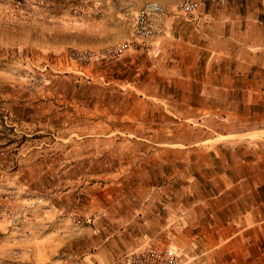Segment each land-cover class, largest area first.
I'll return each mask as SVG.
<instances>
[{"label": "crops", "instance_id": "1", "mask_svg": "<svg viewBox=\"0 0 264 264\" xmlns=\"http://www.w3.org/2000/svg\"><path fill=\"white\" fill-rule=\"evenodd\" d=\"M206 4L198 24L184 19L181 27L165 30L158 54L135 46L127 55L140 54L143 62L124 64L146 70L144 83L158 91L139 93L163 103L173 118H207V129L221 136L264 133V1ZM16 88L1 105L13 106V118L30 123L34 132L52 129L34 127L38 120H54L51 103ZM233 118H244V126L230 129ZM256 138L145 144L173 151L157 168H140L142 180L131 176L133 190L141 188L101 208L71 234L66 226L37 224L30 246L23 242L17 255L26 253L24 264H124L129 250L155 244L182 250L194 264H264V138ZM57 229L65 236L59 242Z\"/></svg>", "mask_w": 264, "mask_h": 264}, {"label": "rangeland", "instance_id": "2", "mask_svg": "<svg viewBox=\"0 0 264 264\" xmlns=\"http://www.w3.org/2000/svg\"><path fill=\"white\" fill-rule=\"evenodd\" d=\"M146 1L0 0V105L17 87L49 101L56 114L51 122H34L52 129L34 132L13 118V106L0 107V264H24L26 253L18 256L17 250L25 241L30 246L37 224L66 226L71 234L101 208L136 192L141 186L133 190L131 176L142 180L139 173L172 154L150 149L154 142L264 138L263 131L218 135L207 129V118H173L163 103L139 93L158 91L144 83L142 66L124 64L143 62L140 54L127 55L135 46L159 52L158 40L142 43L133 33L135 12ZM156 1L171 20L164 21L165 30L181 27L178 0ZM195 1L198 12L207 7V0ZM118 43L128 48L116 59L82 64L70 56ZM243 119L233 118L230 129L242 128ZM55 237L65 238L58 229Z\"/></svg>", "mask_w": 264, "mask_h": 264}, {"label": "built area", "instance_id": "3", "mask_svg": "<svg viewBox=\"0 0 264 264\" xmlns=\"http://www.w3.org/2000/svg\"><path fill=\"white\" fill-rule=\"evenodd\" d=\"M211 1L221 5L229 0ZM176 13L180 14L186 21L196 24L198 21V3L195 0H178ZM166 15L167 11L161 3L156 0L146 1L135 12L132 24L134 35L142 43L156 42L165 32ZM259 23L264 24V14ZM127 48V43H118L98 51L73 50L70 52V56L79 63L88 64L96 59H116ZM124 264H194V260L173 246L147 244L126 252Z\"/></svg>", "mask_w": 264, "mask_h": 264}]
</instances>
